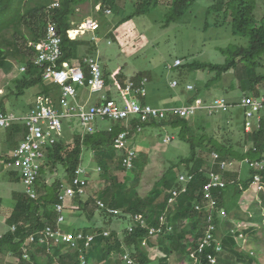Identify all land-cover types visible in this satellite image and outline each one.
<instances>
[{
    "label": "trees",
    "instance_id": "trees-1",
    "mask_svg": "<svg viewBox=\"0 0 264 264\" xmlns=\"http://www.w3.org/2000/svg\"><path fill=\"white\" fill-rule=\"evenodd\" d=\"M196 1L133 0L131 6L133 11L123 21L138 15H145L157 7H165L167 12L163 17V26H168L182 21ZM260 1L263 0H215L205 10L206 19L208 16H216V24L229 25L234 33L248 40V45L247 47L228 46L220 49L219 51L226 57L222 65L188 63V73L200 71L210 74L211 78L204 82L203 89L201 87L186 101V104L190 105L200 101L203 92L210 88L217 87L219 91L225 77L229 74H233L237 80L241 96L264 95V66L261 65L264 59V15L257 19L255 14L257 10H260L259 5L257 8V3ZM54 3H58L57 7L53 6ZM86 4L90 6V11L79 15L82 6ZM97 5H100V11L95 13ZM106 9L111 11L120 9L118 0H0V67L6 60L5 57L12 56L16 61L26 65L23 66L25 72L30 74V70L34 69L32 64L34 51L28 45L44 38L49 22L55 24L61 38L62 58L59 63L79 60L80 42L69 40L67 31L87 17L103 15ZM140 76L137 75L134 81H138ZM42 82L40 74L37 73L31 80H22V85L19 84L18 89L22 91L24 88L39 85L41 88L37 95H48L55 99L59 91L52 85L43 86ZM261 86L263 87L259 88ZM107 99L111 100L109 97ZM145 100L146 98H141L144 103ZM237 103L231 101L235 109L232 108L228 112L229 120H226L225 130L229 132L226 139L208 136L205 132L206 125L201 123L199 126L193 122L194 126H192L193 124L190 125L191 119L170 116L159 122L141 123L136 118L132 120L133 127L139 124L143 129L149 127L178 130V138L188 144V157L181 159L173 167L183 166L185 173L192 175L193 179L188 184L186 193L180 195L171 206L168 205V199L171 196L170 191L179 188L177 179L175 183H171L162 178L146 197H139L137 189L146 161L144 154L134 160V168L127 174L129 178L125 177L123 182L118 180L115 171L123 172L125 169L121 162L122 156L114 149L113 142L117 135L125 130L124 124L119 123L107 128L98 127L99 131L91 135L78 133L71 138V142L63 137L47 149L46 162L36 182L37 198L31 200L22 192L13 195L14 204L6 217L7 229L0 235V256H7V259L12 260L14 264H81L79 257L83 254L85 264H126L121 256L127 252L132 264H153L149 256V248L152 242H155V246L161 249L164 255L166 254V257L158 258L156 261L158 264H169L168 258L175 255V252L185 260H189V264H192V256L198 258V264H206L205 256L215 254L213 248L197 253L207 221V210L203 208L202 200V190L207 182V176L203 171V159L199 155L200 152H206L218 155L220 161H235L238 165L247 161V165H244L249 170L245 180L240 179L239 170L238 172L230 170L224 172L226 187L213 191L217 207L226 213L225 217L212 215L215 225L213 236L216 241L220 242L226 254L223 259L217 257L218 264H256L255 254L238 252L237 243L229 236L231 233L235 234V229L231 230L232 218L229 217L243 193L250 188L254 176V171L250 166L264 160V111L261 113L260 122L246 132L244 114L242 110L236 108ZM233 109H238V111L234 112ZM235 117L241 119V128L231 121V118ZM200 118L204 119V117ZM5 131L8 148L0 157V160L4 162L9 155L7 151L20 143L19 140L20 138L22 140L26 130L22 125H14ZM85 153H91L96 167L100 170L99 179L104 187L94 199L85 196L86 194L75 196L72 199L77 205V209L73 211L77 214L78 231L84 236L88 234L94 236L92 243L85 248L86 241L82 240L76 248H72L66 244L39 245L37 242H30L29 237L43 230L46 225L55 226L58 217L55 206L59 203L58 195L61 187L71 185L76 169L83 163ZM57 171L62 172V177L49 182L48 178L55 175ZM10 174L14 180L19 182L17 174L16 176L13 173ZM261 174L264 186V173ZM260 194L263 195L264 205V193ZM97 201L102 202L107 209L118 211L119 214L114 216L105 210H99ZM197 205H200L201 210H196ZM64 212L65 221L62 228L69 233L68 231L72 229L67 225L71 218L67 217L66 210ZM166 212L172 232L166 235L160 234L154 238L149 237V228L158 227L160 217ZM134 215H139L145 220L146 228L138 223H132L131 217ZM115 218L127 220L132 226V232L125 228L121 233L116 234L114 230L109 229V236L105 237L103 233L108 228L104 229L102 226L109 227ZM258 222L264 229L263 218H258ZM178 228L180 230L177 232ZM74 232L72 231L71 234L78 233ZM262 236L263 239L256 235L254 227L252 241L253 243L258 239L261 241L263 247L261 252L264 254V232ZM143 241L146 242L145 245L142 244ZM24 249H27L28 260L22 257ZM115 256L118 259H115ZM232 259L235 261H231ZM259 264L262 263L259 261Z\"/></svg>",
    "mask_w": 264,
    "mask_h": 264
},
{
    "label": "rangeland",
    "instance_id": "rangeland-1",
    "mask_svg": "<svg viewBox=\"0 0 264 264\" xmlns=\"http://www.w3.org/2000/svg\"><path fill=\"white\" fill-rule=\"evenodd\" d=\"M120 1L121 9L111 11V15L105 16V14H103L93 16L100 21L101 29L99 28L95 32L97 38L95 46L97 51L92 53L98 61L105 81L104 90L101 94H94L93 97H109L120 107L126 106L129 101V98L123 95V84L130 79L135 80L137 75H141L138 78L142 79L143 76L148 79L149 89L155 91V88H157L165 98L170 97L168 103L172 105H181L177 102V100L183 99L180 97L181 94L184 95L183 102H186L204 86V82L211 78L210 74L200 71L197 73H188V63L200 62L222 65L225 63L226 57L219 51L220 49H225L228 46L247 47L248 45V40L234 33L229 25L216 24V16H208L207 19L205 18V10L210 4L214 3L215 0H197L191 7V10L186 13L182 21L168 26H163V17L165 13L161 8L152 9L145 15H138L123 21L133 11L131 7L133 0ZM258 5L260 10H257L255 13L257 19L264 15V0L257 3V8ZM88 11H90V6L86 4L84 7L82 6L79 15ZM206 23L208 27H205ZM110 28L111 32L103 36V32H106ZM97 32L102 33L97 36ZM5 58L6 60L0 67V98L3 97L0 99V102H4L3 109L6 113H12L22 117L34 106L35 97L40 92L41 86L36 85L24 88L22 91L19 90L18 87L19 84L22 85V80H31L33 76L28 77L27 74L21 73V68L26 66L22 62L16 61L12 56H7ZM176 60H180V65L173 68V64ZM261 65L264 66V59ZM259 71H262V69H259ZM173 81L178 84L175 88L171 87ZM186 83L193 86V90L182 92V88ZM42 85L47 86L45 81L42 82ZM262 87L263 86L259 88ZM81 88L87 89L84 87ZM219 89L218 91L216 87L210 88L207 91L203 90V96L200 99L210 101L212 97L220 96L229 103H231V101L237 103L242 97L238 90V82L235 80L233 74H229L225 77L222 87ZM236 111L238 110L234 112ZM228 116V114L223 115L219 113L207 118L206 116H202V114H198L190 118V125H192L193 122L199 126L203 123L206 125L205 132L208 136L226 139V137L228 138L227 134L229 132L225 130L227 128L226 120H229ZM200 117H204V119L201 120ZM231 121L235 126L241 128L242 122L239 117L231 118ZM98 125L100 128H107L113 125V123L105 121L99 122ZM192 126H194V124ZM63 132L64 138L71 142V138L80 133L78 122L75 119L64 120ZM166 136H170L171 138V142L168 144L163 143V139ZM128 146L136 150L137 159H139L142 154L145 155L146 159L141 174L140 184L137 189L140 198L146 197L153 187L158 185L162 178L171 183H175L180 173L186 174L183 166L177 165L173 167V165L178 163L181 159L188 157L189 153L188 144L178 138V130L173 131L169 128H142L140 133L130 135ZM2 152L4 153L6 151L3 150ZM199 155L203 159V171L206 176L208 172L223 176L224 172L220 170L218 165V163L221 162L219 158L215 161L211 153L206 152H200ZM229 162L232 164L234 162L230 171L238 172L239 170L240 179L245 180L248 176V167L244 164L238 165L235 161ZM81 167L88 172V184L85 189V196L94 199L97 193L103 189L104 185L99 179V171L97 170L98 168L94 163L91 153L84 154ZM6 173L7 172L0 170V198L3 203L0 210V235L7 229L6 217L14 204L12 188L15 191L22 190V185L16 180L9 184L8 181L4 179ZM129 173L130 172L127 171H115L120 182H123L125 177L129 178V176H127ZM61 177L62 172L60 173L57 171L56 174L48 178V180L51 182L55 178ZM262 197V194L255 192V189L253 190V188L250 187L238 200L236 208L231 212V216L229 217L232 218L233 222L231 230L235 229V234L231 233L229 236L234 238L237 243L236 248L238 252L255 254L256 264H259V261L264 264V254L261 252V250H263L261 241L259 239L255 243L252 241L254 227L256 228V235L263 239L262 235L264 229L258 222V218H263L264 220ZM76 209L77 205L73 202V199L66 202V214L68 218H71V220H68V225L66 224L72 229L68 231L69 233L72 231L79 232L78 221H76L77 214L73 211ZM64 214L65 212L63 215ZM128 226L129 223L127 220L115 218L111 221L109 227H102L104 229L108 228L105 231H109L110 229L114 230L117 234L121 233ZM179 230L178 228L177 232ZM216 243L221 246L220 242L216 241ZM155 244V242H152V246L149 248V256L153 264H158L156 262L158 258L162 256L166 257V254L164 255L162 250L155 246ZM218 257L221 259L226 257L223 249ZM115 259H118V257L115 256ZM168 260L170 261L169 264H189V260H185L182 256L177 255V252H175V255L169 257ZM233 260L234 259L231 261ZM192 261L194 262L195 259ZM0 264L14 263L12 260H8L7 256H0Z\"/></svg>",
    "mask_w": 264,
    "mask_h": 264
},
{
    "label": "built area",
    "instance_id": "built-area-1",
    "mask_svg": "<svg viewBox=\"0 0 264 264\" xmlns=\"http://www.w3.org/2000/svg\"><path fill=\"white\" fill-rule=\"evenodd\" d=\"M58 3L53 6L57 7ZM96 11H100V5L96 6ZM105 16L111 15V10L104 11ZM99 29L97 20L86 18L79 24L67 31V38L71 41L79 40L86 35L91 34L92 41H96L95 32ZM33 49V67L41 71V78L46 84L53 83L61 89L60 96L57 101L49 96L39 95L35 99L34 106L29 112L22 117L14 114L0 113V131L6 130L14 125H22L25 128V135L8 155L6 162L0 160V166L8 171H14L19 176L23 193L27 198L35 200L37 198L36 182L38 180L40 170L46 162L47 149L54 146L60 139L64 137L63 121L75 119L80 128L81 135H91L98 132V123L110 121L115 124L122 123L125 130L117 135L114 139L113 147L122 156V166L125 172H130L134 168V160L137 159L136 150L129 148L130 135L140 133L142 128L139 124L132 126V120L138 119L139 122H159L168 117H178L181 119H190L198 114H203L207 117L215 116L216 114H228L234 108L231 103L223 97H213L210 101L201 100L190 105L172 106L169 108H155L141 101V98H146L148 79L143 77L138 81L132 79L127 80L123 84V95L129 98L128 104L124 107L118 106L113 100H108L105 96H100L99 102L94 105L81 104L77 101V90L75 86L84 87L90 90L92 94H101L105 87V81L102 76L100 66L97 59L85 58L82 65H77L75 62H62L61 38L57 32L54 23L49 22L46 26L44 38L37 43H29ZM180 65V60H176L173 68ZM22 73L25 68H21ZM178 84L171 83V87L175 88ZM186 91L193 90V86L187 85ZM58 105L59 110L56 107ZM236 108L242 110L244 114V130L249 132L254 125L261 120V113L264 111V95L242 96L236 105ZM111 130L110 128L108 129ZM171 142L170 136L163 139V143ZM213 160L217 161L218 155L211 154ZM214 164V162H213ZM246 164L247 161H244ZM220 170L223 172L229 171L233 165L229 161H221L218 163ZM232 165V166H231ZM231 166V167H230ZM230 167V168H229ZM254 171V176L250 187L255 189V192L264 193L261 173H264V160L253 163L250 166ZM100 171L99 169H97ZM88 172L81 166L75 171L71 185L62 186L58 195L59 203L55 206V212L58 214L54 227L46 225L43 230L36 232L29 237L30 242H37L39 245L53 243L55 245L66 244L72 248H76L82 240L85 242V248H88L92 243L94 236L78 232L75 234L64 231L63 223L65 204L67 200L75 196H84L88 184ZM192 181V175L188 173L180 174L177 183L180 185L178 189H172L171 196L168 199V205L175 203L176 199L186 193L188 184ZM227 181L223 176L213 172L207 173V182L202 191V200L204 209L207 210V221L204 236L198 245L197 253L204 252L208 248H213L215 254H207L204 258L206 264H218L217 257L221 253V246L216 243L213 236L215 232L213 214L226 216L223 209L217 207V202L214 199L213 191L224 189ZM98 209L105 210L108 214L117 216L118 211L107 209L102 202L97 201ZM196 210H201L200 205L196 206ZM132 223H138L141 227L146 228L145 220L139 215H134ZM167 212L160 217L158 227L149 228L148 236L156 237L158 235H166L172 232V226L168 223ZM128 231L132 232V226H128ZM14 230V228H12ZM105 237L109 236V232L103 233ZM146 244L145 241L142 243ZM23 259L28 260L27 249L23 250ZM195 263L198 264V258L192 256ZM80 263L85 264L82 254L79 257ZM122 260L126 264H132L127 253L122 256ZM201 263V262H200ZM202 264V263H201Z\"/></svg>",
    "mask_w": 264,
    "mask_h": 264
},
{
    "label": "crops",
    "instance_id": "crops-1",
    "mask_svg": "<svg viewBox=\"0 0 264 264\" xmlns=\"http://www.w3.org/2000/svg\"><path fill=\"white\" fill-rule=\"evenodd\" d=\"M118 5H119V8L121 9V7H120V5H121V1L120 0H118ZM84 7V6H83ZM96 8V7H95ZM157 8H161L162 10H164V13L166 14V12H167V8H165V7H157ZM125 10V9H124ZM95 13H97V11H96V9H95ZM94 13V14H95ZM164 14V15H165ZM92 17V18H91ZM87 18H91V19H94V20H97L98 22H99V28H100V21L97 19V18H94L93 17V15L92 16H90V17H87ZM101 29V28H100ZM111 32V28L109 29V30H107L106 32H103L104 33V35L103 36H106V35H108L109 33ZM100 33H102V32H100ZM100 33H98L97 32V36H98V34H100ZM94 36H95V34H94ZM95 39H97L96 38V36H95ZM79 42H80V47H79V50H78V59L79 60H74L73 62H75L77 65H79V64H83V60L85 59V58H95L94 57V55H92V53L94 52V51H97L96 50V46H95V43H96V41L94 42V41H92V38H91V34L90 35H86V36H84V37H82V38H79ZM91 43V44H90ZM109 43V42H108ZM96 59V58H95ZM81 61V62H80ZM79 63V64H78ZM22 68H24V67H22ZM22 73V72H21ZM30 74H28L27 72H24V74H27L28 75V77H30V76H36V74L37 73H39L40 74V76H41V71H39L37 68H35L34 67V69L32 70H30V72H29ZM42 79V78H41ZM43 81V80H42ZM149 83H150V81H149ZM46 85H52V86H54L55 87V89L56 90H58L59 91V93H58V95H57V97L54 99V98H52L51 96H49V97H51L52 99H53V101L55 102V101H57V99L59 98V96H60V91H61V89L59 88V86H57V85H55V84H53V83H50V84H46ZM188 85V83H186L184 86H183V88H182V92H184V90H185V87ZM178 86V85H177ZM176 86V87H177ZM75 88H76V90H77V101H79V103H82V104H88V105H94V104H97L98 102H99V99H100V97H93V95L94 94H92L91 92H90V90H87V89H83V88H81V87H79V86H75ZM161 91L159 90V89H157V88H155V91H152L151 89H149V86H148V93H147V97H146V100H145V103H147V104H149V105H151V106H153V107H155V108H169V107H172V106H182V105H185L186 104V102H183L184 101V95L183 94H181L180 95V97L181 98H183V99H179V101L177 100V102H178V104H181V105H172V104H170V103H168V101L170 100V97H168V98H165L164 96H163V94H161L160 93ZM22 94V93H21ZM37 96H39V95H36V97ZM48 96V95H47ZM36 97H35V99H36ZM177 97H178V94H177ZM1 98H3V97H1ZM0 98V99H1ZM211 99H213V97L211 98ZM3 103L4 102H0V113H3V114H12V113H6V111L3 109ZM35 103V102H34ZM157 106V107H156ZM56 107H57V109L59 110V108H58V105H57V103H56ZM235 109V108H234ZM233 109V111H235ZM238 110V109H237ZM203 115V114H202ZM207 117V116H206ZM208 118V117H207ZM98 127H99V125H98ZM11 128V127H10ZM9 129V128H8ZM7 130V129H6ZM2 131V132H1ZM0 132V152H2L3 150H6L8 147H7V145H8V143H7V138H6V131L5 130H1ZM19 139H17V141H18ZM19 141H21V138H20V140ZM18 146V145H17ZM16 146V147H17ZM15 147V148H16ZM14 149V148H13ZM13 149H9V152L7 153V154H9ZM3 153V152H2ZM2 153H0V157L3 155ZM0 170L1 171H3V172H7L6 173V175L4 176V179L6 180V181H8V183L10 184L11 182H13L14 181V179H13V176L10 174V173H13L15 176H16V174L17 173H15L14 171H8V170H6L4 167H2V166H0ZM19 176H17V178H18ZM14 183H17V182H14ZM19 184H21L22 185V183H21V180H20V178H19V182H18ZM178 184V183H177ZM179 185V184H178ZM179 187H180V185H179ZM188 188V187H187ZM12 194L14 195L15 193H18V192H22L23 193V186H22V190L21 191H18V190H14L13 188H12ZM24 194V193H23ZM12 195V196H13ZM67 201H70V200H67ZM66 201V202H67ZM0 203H1V205L3 204L2 203V201H1V198H0ZM0 205V206H1ZM3 207L5 208V206L3 205ZM65 218V217H64ZM128 228V227H127ZM106 230V229H105ZM40 232V231H39Z\"/></svg>",
    "mask_w": 264,
    "mask_h": 264
}]
</instances>
